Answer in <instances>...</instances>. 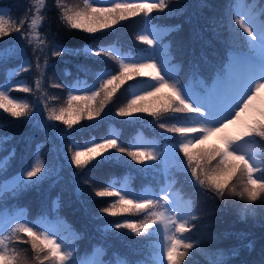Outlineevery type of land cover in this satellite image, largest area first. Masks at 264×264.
<instances>
[{
    "label": "snow or ice",
    "instance_id": "1",
    "mask_svg": "<svg viewBox=\"0 0 264 264\" xmlns=\"http://www.w3.org/2000/svg\"><path fill=\"white\" fill-rule=\"evenodd\" d=\"M37 3V14L32 17L29 25L33 32L40 22L41 17L38 13L44 0H37ZM56 5L60 8L61 19L68 27L90 34L111 28L132 17L143 16L147 21L154 12H164L168 9L165 0H126V2L112 0L110 6L94 7L92 4H87L81 9L69 7L62 0H56ZM26 18L27 12L20 18V24H23ZM235 23L250 38L247 41L248 51L237 54L230 62L233 71L218 77L217 81L212 86H206L201 94L196 95L191 89L180 85L168 66L169 61L161 62L157 58L158 37L151 33L143 34L138 39L148 45L150 50L142 59L136 61L128 62L110 49H87L91 56H107L118 60V70L99 73L98 83L90 86V95L70 94L67 107L60 109L59 114L51 111L48 120L60 121L71 129L81 119L92 120L98 117L127 81L137 77H149L151 83L142 91L133 92L131 98L118 109L116 115L130 117L133 113H147L153 117L160 114L171 117L181 116L183 123L171 125L160 123L159 127L169 133L179 134L180 139L174 145V151L183 153V158L187 162L184 168L190 171L193 183L214 193L221 200L225 195L239 196L245 201L243 208L245 212L253 211L248 205L257 201L260 207H264V175L254 178V173L260 169L254 167L249 159L245 158L247 153L241 152L238 146V142L253 143L257 138L264 141V102L259 105L254 103L264 90V21L256 23L254 17L248 20L238 18ZM13 29L21 32V27H6L5 17L0 13V37L10 34ZM31 36L32 34L29 33L25 37L21 32V38L28 39L29 43L32 42ZM66 51L58 46L52 55L59 57ZM30 67L29 63H25L20 70L26 72ZM37 68L42 75L43 69L39 64ZM39 83L37 80V87ZM53 86L62 87L59 84ZM12 90L24 93L32 91L23 84L0 85V109L16 119L30 115L26 103L10 96ZM78 101L82 103L77 104ZM185 134H192L191 139L186 140ZM212 137H218L223 147L209 146L207 142ZM111 150L121 154L126 153L133 161L140 164L145 160L158 159L151 150H131L121 146L117 138L111 137L82 150H76L71 156V163L77 168H83L90 161ZM12 155L14 153L10 154ZM9 158L5 157L0 161V168L5 167ZM43 171V163L35 162L20 174L15 183L0 185V196L5 191L15 193L18 189L30 187L33 178H37ZM234 178L236 184H233ZM95 194L98 197L118 198L110 206L100 209L109 216L141 212L146 214L145 219L139 224L126 220L108 225L105 230L129 229L138 236L159 235L161 241L157 246L158 252L154 264H163L165 259L167 264H184L189 251L199 246L198 241L185 235L192 232L195 227L192 223L196 219L195 212L191 209L184 211L178 209L175 202L170 200L166 189H161L160 194L137 195L110 188L96 191ZM173 212L175 215H172ZM13 223L14 227H10ZM4 230H7L9 235L0 236V260L3 264H17L15 251L9 252L5 245V239L15 238L16 233H24L30 238L31 248L36 253L35 258L41 264L45 260L49 264H104L102 257H95V249L94 258L86 262L75 258L74 245L62 238L58 240L55 226L41 228L36 224L30 226L28 222H16L14 218L0 216V232ZM103 251L101 248L100 253ZM20 264L25 262L21 261Z\"/></svg>",
    "mask_w": 264,
    "mask_h": 264
},
{
    "label": "trees",
    "instance_id": "2",
    "mask_svg": "<svg viewBox=\"0 0 264 264\" xmlns=\"http://www.w3.org/2000/svg\"><path fill=\"white\" fill-rule=\"evenodd\" d=\"M257 1L264 5V0ZM26 2L27 0H8V2L5 3L3 0V4L9 8V15L5 20L6 27H21L22 32L24 26L23 24H20L19 19L20 11L23 9L21 4L25 3V12L28 13V10L30 9V6H27ZM77 2L81 7H85L82 0H77ZM165 2L168 4V9L164 12H154L152 18L155 19V24H161L166 28L171 25L169 28H173L170 32L172 39L169 52L174 57L173 62L185 67L183 69L185 72L182 73V77H180L182 81L189 78H200L198 73L211 75V71L206 68L207 65L205 62H207L208 65H219V62L223 60V55L225 56L226 53H229L231 56L233 53L236 55L238 54L231 51V47L239 49L244 46L246 38L242 29L235 23L236 18L232 15L234 0H165ZM174 8L175 11H179V14L175 16H173V13H168L169 10H174ZM196 12L199 13L201 20L198 19ZM58 17L59 15L56 12L50 19L52 34L55 37H58L57 42L62 44L61 47L69 49L68 51L80 49L82 46L79 45L78 41L74 40H77L82 36H77L71 31H66L65 29H62L64 31L55 30V28H58ZM142 18L143 16H140L141 20ZM138 20V16L129 18V24L126 23V31L124 32L113 31V33H108H110V36L117 35L123 40L134 43V41H137L138 39L136 35ZM108 33L100 35V37L108 39ZM15 35H21V33H18L13 29L10 31V34L0 37V49L1 45L4 44L8 38ZM200 47H202V49ZM30 55L33 59L34 55L32 50H30ZM232 57L234 58L235 56ZM105 58L108 63L110 62L111 65L113 64L111 58L107 56ZM31 68L34 69L35 65H31ZM62 69L63 67H58V65L50 66V68L47 69L48 78L55 79V77L58 76L61 80L60 83L63 84ZM186 74H189V77H187ZM23 76H25V82L27 84L33 83V78L28 72ZM141 78L143 77H137L133 80ZM15 94L20 97L19 102L30 103L29 96L25 94ZM120 98H124L123 87L117 91L114 100L116 101ZM261 103L262 102L258 103V105ZM30 105L33 106V102ZM151 117V115H147L140 119L138 116L130 118L129 120L125 117V121L115 118H106L100 123L114 120V123L118 126L130 129L137 127L141 122L144 123V121H148ZM158 118L162 119L163 123L169 125L184 122L183 118L179 115L171 117L169 115L160 114ZM41 119L42 118H39V120ZM16 120V118L0 111V141L3 144L2 149L4 150L2 155L10 157L5 167L0 170V179L8 178L13 173L26 166L25 159L21 155L23 147H29L31 154L32 150H34V144L36 143L46 145L52 149V152L54 151L55 145H59V138L50 127H41V124L37 122L36 123L40 126L34 124L36 119L27 121V123L26 121L17 122ZM83 128L84 126L75 128L73 137L80 134L83 131ZM159 132V138L162 139L163 142L170 144L173 151L174 145L180 139L179 134L169 133L160 127ZM191 135L192 134H185L184 138L186 140L191 139ZM83 140L84 139L79 141ZM63 142L65 143L64 152L59 147V156L62 160L66 161L68 156L67 144L71 147V150H73V147L66 140V137L63 139ZM208 145L215 146L220 145V143H208ZM253 145L256 158L260 161V171H262L260 174L264 175V141L257 138ZM11 153H14V155L10 156ZM179 153L183 155V153ZM42 158L45 163L47 159L45 152H43ZM119 164H125V172L129 167H132L133 169L138 168V163L136 161L130 164L127 162H120ZM70 167L69 165H65V170L68 171V174H64L61 171V167L56 165L54 171L59 168L60 170L56 172V176L58 174L60 175L42 181L40 184L42 186L37 190L38 194L33 193L34 198L37 197V195H41L43 198L45 197V188L48 187L49 192H54L51 196H55L57 193L60 194L61 197H63L61 203L62 210L68 215H71L72 211L78 210V207L75 206L76 200L74 197V193H76V185L80 187L77 182L78 179L87 178L96 180L100 190H108V178L117 174L120 168L118 167V164L113 166L110 163H104L99 167L93 166L81 170L76 179L74 176H71ZM45 168H48L47 164H45ZM261 168H263V170ZM171 175L175 176L177 181L176 187L180 188L188 197L195 201L196 219L192 221V223L195 224V227L192 232L187 233L186 235L190 236L193 240L198 241L199 246L189 251V254L185 257L184 264H191V260H196V264H264V221L257 223L240 216L229 205L225 197L221 200L219 197L215 196L214 193L200 188L199 185H195L191 178L190 171H186L184 167L181 169L178 166H174ZM233 184H236L235 178ZM19 190L21 189H18L16 192L18 195L25 194L24 191ZM86 194H88L87 191L85 193L82 190V195L84 196ZM95 198L101 199V203H99L100 208H95V211L98 213H96L93 208L90 209V207L87 206L88 204L84 203L82 204V219L87 223L90 221L95 223L96 226L93 225V227L97 230V235L107 247L112 246L113 249L121 250L124 248L125 242L135 246L141 242L142 238L148 237H150V240L152 241H154L153 238H155L156 241L159 242L160 236L155 234L138 236L129 229H120L118 231L109 229L106 231L105 229L108 225L126 221L125 218L127 215L124 214L112 217L100 211L101 208L108 207L114 202V200L116 201V197H98L95 194ZM14 200H20V197L18 196V198H15L12 196L10 198V193H8L0 199V205H9V203ZM35 211L36 208H32V213ZM75 218H77V220L79 219L77 216H75ZM79 225L84 228V225L80 221ZM92 229L93 228H91V231ZM14 236L15 238L9 240V250L12 252L13 250H16L17 245L21 244L19 246L21 249L19 254H22L23 256L27 255V264H41V262L35 258L36 253L31 248L30 238L24 233H20L19 235L14 234ZM118 241H121V243ZM17 258H21V256H18ZM43 264H49V262L45 260L43 261Z\"/></svg>",
    "mask_w": 264,
    "mask_h": 264
},
{
    "label": "rangeland",
    "instance_id": "3",
    "mask_svg": "<svg viewBox=\"0 0 264 264\" xmlns=\"http://www.w3.org/2000/svg\"><path fill=\"white\" fill-rule=\"evenodd\" d=\"M4 1H5V3L8 2V0H4ZM62 2L64 4H67L69 7H73L76 9L83 8L77 2V0H62ZM88 2L94 4L98 7H101V6H110L112 0H88ZM116 2H119V0H116ZM26 4H27V6H30V9L28 10L27 18L25 19V22L23 23L24 29L22 30V33L24 34L25 37H27L29 33H31L33 36L39 35V37L37 39H35L34 37L31 36V39H32L31 43H29L28 39H26V38L22 39L21 35L20 36L15 35L13 37L8 38L5 41V43L1 45L2 49H0V64L4 63V64L8 65L9 63L12 64V63L17 62L18 60L21 61V65H24L25 63L30 64L31 60L29 59L30 58L29 54H30V50H32L34 58L32 59L31 65H35V68L32 69L30 67L29 71H27V72L30 76H32L33 83L27 84L26 82H23V81L20 82L24 86H27V87L32 89V91L29 93L22 92V94H25V95L29 96V98H30V103L29 104L26 103L28 105V111H29L30 115H27L25 117H21V118L17 119L16 121L17 122H21V121L25 122L26 121V123H27V121L36 119L34 124L38 125L37 123H39V124H41V127H44V128L50 127L55 132V134L59 138V145H60L59 146L58 144H56L54 147V151L52 152L51 148L47 147L46 145H43L42 143L39 144L40 154L42 155L43 152H45L46 156H47L45 163H44L43 158L41 157L40 154H39V157L37 160V161L43 163L44 171L42 173H39L37 178H33V181L30 182L31 186L26 188V189L29 190L32 187H35V186L37 187L42 183V181H46V180H49L51 178H54L56 176V172H58L60 170L58 168V169H56V171H54V168L56 165H58V167H61V171L64 174H66V173L68 174V171L65 170V165H69V167L71 166L70 167L71 168V176H74L77 179L79 172L83 169H88L89 167H93V166L99 167L104 163H113L114 161L123 162V163L127 162L128 164L133 163L134 161L126 153L121 154V153L116 152V150H111L109 153H104L102 156H99L95 160L90 161L87 164V166H85L83 168H77L73 163H71V156L75 151L71 150V147L68 144H67V147H68L67 148V154H68L67 160L64 161L59 156L60 155V148L64 152L65 143L63 142V139L65 137L71 138V135L69 132H74L75 128H79L81 126H84L83 131H86L90 128L97 126L103 119H106V118H115V119L125 121V117H120V116L116 115V112L118 111V109L120 107H123L127 103V99L125 97L122 99L120 98L116 101L114 100V97H113V99L106 104V106L104 107V110L100 113V115L98 117H94L92 120H88L86 118L81 119L78 123L74 124L71 129H68L67 126L64 125L60 121H49L48 120V115L51 111H55L57 114H59L60 109L67 107V101L69 98L68 94L64 92V84L60 83L61 82L60 78L57 76V77H55V79H53V78L49 79L48 75H47V69H49V67L51 66L52 59L58 58L57 56H53L52 53L57 50L58 46L61 47V45H62L59 42H57L58 37H55L52 34V29H51L52 27H51V21H50L51 16L56 12L59 15V17L57 18L58 28H55V30L64 31L62 29H65L66 31H71L73 34H75L77 36H82L79 39L74 40V41H78L79 45H82L84 42H86L88 40L93 41V40H95L96 37H100V35H104L108 32L113 33V31H123V32L126 31L125 27H126V23L129 24V22H128L129 19L121 21L120 23L112 26L111 28L101 30L95 34H90V33H86L84 31H81L78 29H71L70 27H68L66 25V23L61 19L60 8L57 7L56 0H44V4H43V6H40V11L38 13L39 16L41 17V21L39 22V25L37 26V28L33 32L32 30H30L29 25L31 23L32 17L37 14L38 3H37V0L36 1L27 0ZM21 5L23 6V9L20 11V18L24 16L25 7H26L25 3H22ZM237 12H238V15L241 18H244L245 20H248V19L254 17L256 23L261 22V20L258 19L259 14L256 11H254L253 7H251L250 4L245 3L244 1H241L240 4L238 5ZM0 13H2L4 15L5 20L8 18L9 9L7 8L6 5L3 4V0H0ZM168 13H173V16H175V15L179 14V11H175V8H174V10H169ZM196 14H197L198 19L201 20L199 13L196 12ZM138 17H140V16H138ZM253 27H255V24L253 25ZM110 33H108L107 35H109ZM149 33H151V35H153V36L158 37V46L156 48L157 58L159 60H161V62L165 61L166 60L165 56H164L165 46H163V44L160 42L166 33L165 30L164 29H158V28L154 27V28L149 29V32L147 34H149ZM160 37H162V38H160ZM62 48L65 49V47H62ZM90 48H92V46L88 45V46L84 47L83 50H85V52H86L87 49H90ZM81 51H82L81 49L76 50V52H81ZM76 52H70L67 50L61 56L66 54L68 57L72 58L74 54L76 55ZM61 56H59V57H61ZM64 57L68 58L66 56H64ZM91 57H99V58L105 59V57H103V56H101V57L100 56H91ZM37 64H39L40 67L43 69L42 75H41V72L37 68ZM21 65H19L18 67L12 68L9 71L10 75L11 76L14 75V76L18 77L16 75V72L19 69H21V67H22ZM171 71L175 75L176 70L171 69ZM175 77H176V75H175ZM37 80H39V82H40L39 87H37ZM49 82H50V85H49ZM54 84L62 85V87H54L53 86ZM146 85L147 84L140 85L138 90H136V88H134V92L142 91ZM79 89H80L79 87H75L74 89H72V91H71V93H69V95L70 94L71 95L87 94L85 92L79 91ZM263 92H264V90L261 91L257 101L254 102L256 105H258V103H260V102H264V93ZM32 102H33V106L30 105ZM76 103L81 104L82 102L78 101ZM0 111L5 113L3 111V109H0ZM5 114L9 115L7 113H5ZM147 115H148L147 113H133L132 116L126 117V119L129 120L130 118L138 117V116L141 119L142 117H146ZM39 118H42V119L39 120ZM160 123H163L162 119H159L158 116L157 117L152 116L148 121H144V123L141 124L143 129H140V130L142 132L150 131L153 134H156L159 136L160 135V132H159V124ZM38 126H40V125H38ZM118 133H119V131L114 130V136L113 137L116 138V134H118ZM61 134H63V135H61ZM214 141L219 142L220 139L218 137H212L207 142V144L214 142ZM0 145H1V143H0ZM158 146H159L158 142L141 141L140 146L138 148L141 150L142 149L151 150L153 152V154L158 157ZM238 146H239L241 152L247 153L245 158L249 159L250 163H252L254 165V167H257L260 169V161H258L255 158V156L253 154L254 150L251 148V146L247 145L243 142H238ZM170 151H171V149H168V152H170ZM29 154H30L29 147H23L21 155L24 157L25 160L28 159ZM171 155L173 156L174 159L171 157ZM171 155H170V153L168 154L167 161L165 164L168 167V169H170V167L172 168L173 166H178L179 168L182 169L184 167V165L187 163L186 160L183 158V155L180 154L179 152H175L173 150V151H171ZM105 157H111V158L106 159ZM48 160H49V162H48ZM157 161H159V157L157 160H154V161L145 160L144 166L145 165H155V164L157 165ZM45 164H47L48 168H45ZM138 165H139V163H138ZM261 169L263 170V168H261ZM260 173H262V171L255 172L254 178L260 177V175H261ZM59 175L60 174H58L57 176H59ZM41 177H42V179H41ZM36 181H38V182H36ZM77 182L79 183V185L81 187L80 188L77 185L75 187L78 206L82 207V204L85 203V204H88L87 206H89L90 209L93 208L94 211H95V208H100L99 203H101V199L95 198L96 191L100 190L97 181L93 180V179H87L86 178V179H78ZM13 183L14 182H12L11 184H13ZM132 184H133V180H131L129 178V184L127 186H125L122 190L124 192L134 194ZM21 190H24V189H21ZM82 190L85 193L87 191L89 196H88V194L83 196ZM119 190H121V189H119ZM166 190H167V193L170 197L171 191H170L169 186L166 188ZM173 193H174L175 204H176L177 208L180 209L181 211L189 210V206H187L186 203L183 201L182 195H179L175 191ZM14 194L15 193H13V195ZM147 194H149V193H147ZM225 199L229 203V205L243 218L248 219L249 221L257 222V223L264 221V207L259 206V201H257L255 204L248 205V207L252 208L253 211L245 212V211H243L245 201L241 200L239 196L225 195ZM95 212L98 213L97 211H95ZM172 215H175V213L173 212ZM15 221L16 222H28V220L26 219V215L23 212H20L18 217L15 218ZM45 226H52V225L49 223L42 222V227H45ZM10 227H14V223ZM67 228H68V226L65 223L55 224V230L58 233V237H57L58 240L62 238L65 241L72 243L74 240V237L71 238V235H68ZM8 235H9V232L7 230L0 232V236L6 237ZM5 245L8 249V251L11 252L9 250V244H7V239H5ZM20 245H17L16 250H14L15 254H16V258L18 256H21V258H17V264H20L21 261H23V262H25V264H27V262H28L27 255L23 256L22 254H19L21 252V249L19 247ZM95 257L100 258L101 256H100V254H98V256H95ZM195 262H197V261L191 260V264H196ZM0 264H3L2 260H0ZM165 264H167V261L165 262Z\"/></svg>",
    "mask_w": 264,
    "mask_h": 264
}]
</instances>
